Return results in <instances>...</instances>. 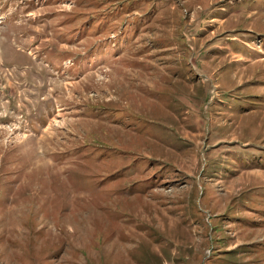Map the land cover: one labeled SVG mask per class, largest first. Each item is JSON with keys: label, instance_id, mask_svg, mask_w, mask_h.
<instances>
[{"label": "rangeland", "instance_id": "374dc122", "mask_svg": "<svg viewBox=\"0 0 264 264\" xmlns=\"http://www.w3.org/2000/svg\"><path fill=\"white\" fill-rule=\"evenodd\" d=\"M129 1L0 0V264H264V0Z\"/></svg>", "mask_w": 264, "mask_h": 264}, {"label": "trees", "instance_id": "16d2710c", "mask_svg": "<svg viewBox=\"0 0 264 264\" xmlns=\"http://www.w3.org/2000/svg\"><path fill=\"white\" fill-rule=\"evenodd\" d=\"M128 1H129V0H128ZM134 2H136V3H135L134 5H131V4H133V1H132V2L129 1V8L132 9V8L135 7V5H136L138 2L143 3V2H145V1L141 2V1H135V0H134ZM149 2H150V1H149ZM152 4H153V7L151 8L152 10L150 9V10H149L150 12H149L148 14L154 13V11H155L156 5H155V3H152ZM153 9H154V10H153ZM156 9H157V8H156ZM148 17H150V15H149ZM148 17H147V18H148Z\"/></svg>", "mask_w": 264, "mask_h": 264}]
</instances>
